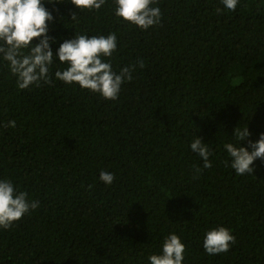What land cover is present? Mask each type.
Instances as JSON below:
<instances>
[{
	"label": "trees",
	"instance_id": "16d2710c",
	"mask_svg": "<svg viewBox=\"0 0 264 264\" xmlns=\"http://www.w3.org/2000/svg\"><path fill=\"white\" fill-rule=\"evenodd\" d=\"M42 2L54 53L74 36L115 33L102 61L116 73L134 66L133 78L107 100L57 79L68 65L54 57L52 83L20 89L0 55V179L39 202L0 228V264H150L173 233L182 264H264V161L239 175L224 148L239 146L235 129L247 127L246 148L264 133V0L234 11L222 0H156L162 15L148 29L116 16L115 0L98 10ZM197 137L210 168L190 148ZM218 226L235 243L209 255L203 239Z\"/></svg>",
	"mask_w": 264,
	"mask_h": 264
},
{
	"label": "clouds",
	"instance_id": "9594fccd",
	"mask_svg": "<svg viewBox=\"0 0 264 264\" xmlns=\"http://www.w3.org/2000/svg\"><path fill=\"white\" fill-rule=\"evenodd\" d=\"M59 2L47 0L49 4ZM71 3L78 9L98 10L105 0H71ZM115 3V15L141 29H148L160 22V8L151 6L156 0H115ZM222 3L228 10L234 11L238 0H222ZM75 18L76 13H73L72 19ZM52 19L42 0H0V55L17 77L18 87L39 86L41 81L52 83L49 70L56 57L68 65L63 71L55 72L57 79L67 84L75 82L107 100H116L122 84L132 80L134 66H124L116 73L110 62L102 61V57H110L116 50L115 33L107 36H74L60 43L54 53L50 43H55V38L47 34L48 22ZM34 38L38 39V43H32ZM25 49L29 50L27 54ZM139 64L141 68L144 67L142 61ZM14 125V121H9L6 126ZM233 134L239 146L232 143L224 145L231 157V167L239 175L252 174L254 161L258 158L264 161V133L255 142L248 140L247 148L240 145V141L250 135L247 127L235 129ZM190 148L202 158L204 168L212 166L208 159L210 149L199 137L191 142ZM199 171L197 168L196 172ZM99 179L105 185H111L115 177L111 172L101 171ZM38 206V201L29 200L28 194L17 191L11 181L0 179V228L9 229L30 209ZM234 243L235 237L231 231L218 226L205 233L203 248L207 254L217 255L226 253ZM184 252L185 245L179 236L169 234L163 240L161 253L149 256V261L150 264H182Z\"/></svg>",
	"mask_w": 264,
	"mask_h": 264
}]
</instances>
